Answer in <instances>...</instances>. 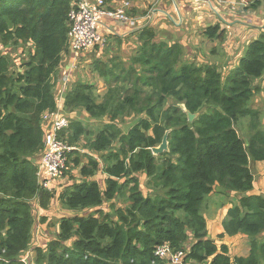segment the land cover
Listing matches in <instances>:
<instances>
[{"label": "trees", "instance_id": "16d2710c", "mask_svg": "<svg viewBox=\"0 0 264 264\" xmlns=\"http://www.w3.org/2000/svg\"><path fill=\"white\" fill-rule=\"evenodd\" d=\"M246 1L252 8L264 2ZM73 6L74 0H0V264H166L153 254L162 244L182 249L191 264H261L264 196L249 194V163L264 161L262 114L250 104L262 89L256 80L264 74V27L226 73L184 60L179 43L141 28L127 62L93 59L91 72L106 86L102 96L93 84L77 81L59 105L56 84L69 54ZM203 33L210 40L222 35L216 24ZM19 49L26 58L15 62L12 53ZM58 110L70 117L58 136L100 153L104 187L92 178L97 158L70 152L66 169L77 168L80 181L60 189L57 198L76 213L61 217L55 236L34 246L30 257L34 204L47 210L54 196L36 173L43 117ZM78 110L100 121L95 132L73 118ZM184 110L197 117L189 122ZM131 114L138 117L122 132L116 121ZM237 124H244L245 137ZM166 130L168 151L153 155L150 148ZM139 173L148 179L146 193ZM213 192L239 195L222 227L227 236L250 237L246 257L231 258L226 245L207 236L201 205ZM119 196L127 200L124 207L114 205Z\"/></svg>", "mask_w": 264, "mask_h": 264}, {"label": "crops", "instance_id": "0c3cea01", "mask_svg": "<svg viewBox=\"0 0 264 264\" xmlns=\"http://www.w3.org/2000/svg\"><path fill=\"white\" fill-rule=\"evenodd\" d=\"M121 1L123 0H108L106 6L111 8L119 4ZM127 1L130 2L131 8L129 12L131 13V16L136 18L134 27L131 28L128 24L119 23L117 21L104 18L98 23V31L100 34L103 35V37H105V44H108L109 41H113L115 42L116 46H119V49L125 50L126 47L128 49L130 48L129 58L133 53H135L136 47L139 44V41H137L136 32H138L141 28H153V30L156 32V39L164 40L168 43H179L182 46L183 51L192 52L190 45L197 41L196 39H194V37H200L201 35H203L202 29L204 27L218 24L220 25V30L225 32L223 34L224 38L222 37L220 43L223 45L224 48L222 53L226 56L227 59V65H222V68H226V73L228 70L236 66L237 59L245 50L244 44L247 42V40H249V38L251 37L256 38L264 27V2L259 3L255 8L251 9L250 4L248 2L247 4L245 0H230V4L226 2L227 0H222L220 2L212 1L210 4L206 0ZM239 2H244L247 5L241 6ZM220 21L223 22L219 24ZM230 34H233L234 36L232 39L228 40V38H230ZM227 42L229 46H227ZM238 48L240 53L236 55V60L233 63V61H231V58L233 57V52L237 51ZM100 49L103 48L96 46L89 52L92 54V56L98 58L101 54ZM128 53L129 52L126 49L125 52L119 53L118 56H125ZM197 57H199V55ZM121 60L123 61V63L126 62L125 58H122ZM199 60L200 59L198 58L197 61ZM88 62H91V59L88 60ZM211 63L212 62L210 61L209 64ZM64 71L68 72L66 66L61 72L62 76ZM67 90L68 88H66L65 91ZM58 103L59 105H61V101ZM261 114V121L264 128V120L262 119L263 113L261 112ZM73 146L75 147V149L72 150L73 152L77 151L79 153H88L96 158L95 155L97 153L87 151L81 148V146H79L80 148L75 145ZM40 156L41 153L37 157L38 162ZM97 160L99 161V158H97ZM72 167L65 169L66 173H70ZM249 167L253 174V187L249 194L264 196V161H250ZM101 168L102 164H100L99 162L98 171L92 177L93 179L96 180L97 173L99 171H102ZM72 175L73 174H71V176ZM75 178L76 179L74 181L68 180L66 175L58 179L55 183V188L52 191L54 197L57 195L59 189H62L70 184L80 181L78 175ZM97 182L99 183L98 180ZM227 195H229L230 197H235L234 203H236L239 197V195L230 192H228ZM231 206L232 204L228 203L218 208L217 210L212 211L211 213H209L211 214L210 218L208 217L206 211L204 212L208 232L207 236L210 239H213L218 246L221 244L226 245L228 249V255L231 258L240 256L246 257L250 252V243L248 241L249 238L242 233H238L233 236H227L226 234H223V227L221 222L226 216L227 210ZM40 211L41 213H44V215L45 212H47L46 210ZM257 239L263 241L264 232L258 235ZM43 241L44 240L39 241L38 239V241L34 242L35 245H31L32 248L34 246H39L43 244ZM28 253V255L32 257L33 252L31 248L28 250ZM260 260L261 264H264V258L262 257Z\"/></svg>", "mask_w": 264, "mask_h": 264}, {"label": "rangeland", "instance_id": "374dc122", "mask_svg": "<svg viewBox=\"0 0 264 264\" xmlns=\"http://www.w3.org/2000/svg\"><path fill=\"white\" fill-rule=\"evenodd\" d=\"M89 1H93V0H89ZM107 1L108 0H104L106 5L108 3ZM251 9H253V8L251 7ZM222 22L223 21H220L219 24H221ZM216 25H218V24H216ZM218 26L220 28V25H218ZM207 27H204L202 29V32H204V30ZM224 33L225 32L222 31L221 37H219L217 40H210V38H208L204 33L200 37H194V39H196L197 41H195L193 44L190 45L192 52L191 51L190 52L183 51L185 54L184 60L191 61V62H194L196 64H209L211 61L212 62L211 64H216V66L220 70V72L225 73L226 68H222V65H224V66L227 65V59H226V56L223 55V53H222L224 48H223V45L220 43L222 37L224 38V36H223ZM233 36H234L233 34H230V38H228V40L232 39ZM254 38L255 37L249 38V40H247V42L244 44V48H246L248 43L251 40H253ZM227 46H229L228 42H227ZM25 48H30V46H25ZM101 48H103V49H100L101 54L99 55L98 59L102 60V61H107L111 57H115V59H117V60H121L122 58H125L126 62H127V59L130 56V48L128 49L127 47L125 48V50L127 49L129 53L125 56H118L119 53L125 52V50L119 49V46H116L115 42H113V41H109L108 44L106 43ZM19 51H20V49L17 50L16 53L14 51L12 53L15 62H17L18 58H20V57L26 58V56L25 55L23 56L22 54H20ZM238 53H240L239 48L237 51L233 52V57L231 58V61H233V63L235 62L236 55ZM242 54L243 53H241V56H242ZM71 55L72 54L69 52V54L66 55V58L63 60L61 66H60L58 76L61 74V72L63 71L65 66L67 67L68 72L64 71L61 79L57 80V84H56L57 90L60 91L61 87H63V86H65L66 88H69L75 82L82 81L85 83L93 84V86L95 88L96 95L102 96V94L106 90L105 84L103 83L102 79H100V77L97 73L91 72V68H90L93 59L97 58V57L92 56V54L90 52L82 53L81 55H79L76 58V62L73 65V56H71ZM198 55H199V57H197ZM198 58L200 59L199 61H197ZM239 58L237 59V62H238ZM15 59H17V60H15ZM90 59H91V62H88V60H90ZM256 83L261 85V87H262V89L260 91L261 93H257L251 99L250 104L253 107H256V108H259L260 110H262L261 111L263 113L262 119L264 120V74L256 80ZM137 117H138L137 115H133V114L127 115V116H124L123 118H120V120H117L116 124L120 127L122 132H127V130L135 123ZM73 118L80 119L82 121V123L86 127H88L91 131H94L97 127L100 126V121L90 119L88 117V115L83 110L76 111L73 115ZM69 119H70V117H69ZM235 128L237 129V131L241 137H245L244 132L246 130H245L244 124H237V125H235ZM84 142H85V140H84V138H82L81 143H84ZM79 146L80 145H78V147ZM95 156H96V158H99L100 153H97ZM82 160H83V162H85L86 159L82 158ZM99 162H100V164H102V162L100 160H99ZM67 174H69V175H67V179L74 181L76 179L75 177L78 175V170H77V168L72 167L71 172L67 173ZM71 174H73L72 175L73 177H71ZM136 175H138V182H139V185H140L142 192H144V193L148 192L147 185H146L148 182V179L144 176V174L139 173ZM104 176L105 175L102 171L101 172L99 171L96 175V180L99 181L101 188L104 187V184H103ZM50 193H52V192L50 191ZM227 194L228 193L216 192V193H213L210 195H206L204 197V200H203L202 205H201L203 212L206 211V213L208 214V217L210 218L211 214H209V213H211L212 211H215L218 208H220L223 205L228 204V203L233 205L235 202V197H230ZM52 200H50V203L47 207V210H46L47 212H45V215H44V213H41V211H40V210H44V209H41L40 207H38V205H36V207H35V204H34V209H33L34 224H33V228H32L31 245L32 244L35 245L34 242L38 241V239H39V241L44 240L43 244H45V241L47 239L49 240V239L53 238L55 236V234L57 233V225L59 224L58 220L61 217H66V216H69L71 214L73 215L76 213V212L69 211V210H66L65 208H63V206L61 205L60 201L57 198V195L55 197L53 196ZM126 201L127 200H126L125 196L124 197L119 196L117 199L114 200V205H115V207H124L126 205ZM103 208H104V212H108V213L110 212L109 203H104ZM221 224H222V222H221ZM45 234H46V236H45ZM249 240H250V237H249ZM31 250L33 251L32 246H31Z\"/></svg>", "mask_w": 264, "mask_h": 264}, {"label": "built area", "instance_id": "2783aa9c", "mask_svg": "<svg viewBox=\"0 0 264 264\" xmlns=\"http://www.w3.org/2000/svg\"><path fill=\"white\" fill-rule=\"evenodd\" d=\"M206 1L210 4L212 1L220 2L222 0ZM226 2L230 4V0ZM239 4L245 6L248 3L239 2ZM130 8V2L127 0H123L111 8L106 6L104 0H74V6L68 12V20L70 22L68 31L69 52L73 56V65L76 62V58L82 53H87L96 46L103 47L105 45V37L98 31L100 20L107 18L128 24L131 28L134 27L136 18L131 16ZM61 77L62 75L60 74L58 80ZM65 90L66 87L63 86L56 94L59 102L66 92ZM43 120L46 128L43 149L39 162H37L36 173L40 186L44 190L52 192L55 188V183L62 177L66 169L67 155L75 147L58 136V131L68 127L69 116L58 110L45 114ZM153 254L156 258L165 260L166 264H191L189 261L184 260L185 252L182 249L174 251L168 244L157 246Z\"/></svg>", "mask_w": 264, "mask_h": 264}, {"label": "water", "instance_id": "95a60500", "mask_svg": "<svg viewBox=\"0 0 264 264\" xmlns=\"http://www.w3.org/2000/svg\"><path fill=\"white\" fill-rule=\"evenodd\" d=\"M183 107V105H182ZM184 108V107H183ZM186 115H187V120L189 122L193 121L196 117H197V114L196 113H191L187 110H184ZM170 130H166L161 138V142L156 145V146H153L150 148V151L153 155H159L163 152H166L168 151V141H167V135L169 133Z\"/></svg>", "mask_w": 264, "mask_h": 264}]
</instances>
